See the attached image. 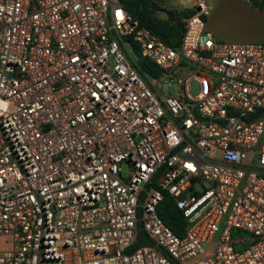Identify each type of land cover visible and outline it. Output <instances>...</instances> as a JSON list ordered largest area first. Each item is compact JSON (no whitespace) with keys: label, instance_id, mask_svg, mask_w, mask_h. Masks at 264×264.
Instances as JSON below:
<instances>
[{"label":"built area","instance_id":"built-area-1","mask_svg":"<svg viewBox=\"0 0 264 264\" xmlns=\"http://www.w3.org/2000/svg\"><path fill=\"white\" fill-rule=\"evenodd\" d=\"M126 1L0 0V264H264V42Z\"/></svg>","mask_w":264,"mask_h":264},{"label":"rangeland","instance_id":"rangeland-1","mask_svg":"<svg viewBox=\"0 0 264 264\" xmlns=\"http://www.w3.org/2000/svg\"><path fill=\"white\" fill-rule=\"evenodd\" d=\"M157 5L155 14L164 18L168 16V10L174 11V17L184 24V19L188 16L175 9H189L192 0H154ZM213 10L210 14V27L219 35V39L224 42H264V30L262 20L255 12L252 2L246 0H212ZM182 10V11H184ZM182 13V14H181ZM179 17H176L178 16ZM171 93L177 91L175 85H171ZM196 86L193 84V91ZM234 236L241 233L235 230ZM10 238H0V246L9 247ZM240 247V246H238Z\"/></svg>","mask_w":264,"mask_h":264},{"label":"trees","instance_id":"trees-1","mask_svg":"<svg viewBox=\"0 0 264 264\" xmlns=\"http://www.w3.org/2000/svg\"><path fill=\"white\" fill-rule=\"evenodd\" d=\"M253 4H259L260 0H249ZM264 4L263 1H261ZM126 9L138 18L141 25L149 28L152 32L161 36L170 44H178L184 31V24L175 19L174 11L168 10L170 17H158L155 12L158 8L154 0H128L125 3ZM185 15L191 12L182 11ZM181 13V14H182ZM176 17H179L176 16ZM148 66L146 62H142ZM143 66V67H144ZM145 68V67H144ZM150 68V67H147ZM157 212L163 222L177 235H182L184 231L185 220L181 211L176 207L174 198L164 193L162 201L159 203Z\"/></svg>","mask_w":264,"mask_h":264},{"label":"crops","instance_id":"crops-1","mask_svg":"<svg viewBox=\"0 0 264 264\" xmlns=\"http://www.w3.org/2000/svg\"><path fill=\"white\" fill-rule=\"evenodd\" d=\"M208 2H209V4L211 5V11H210V14H211V12H212V10H213V3H212V0H208ZM247 2V1H246ZM260 3L259 4H253L254 6V9H255V12L258 14V16H259V18L262 20V22H263V24H262V29L264 30V4H262V2L261 1H259ZM249 3V2H248ZM251 3V2H250ZM194 4H195V0H192V3H191V5H190V7H189V9H187V10H184V9H182V7H179V8H176L175 10L176 11H178V10H180V11H178V12H182V10H184V11H187V12H193V10H194ZM210 14L207 16V18H206V26H207V29H209L211 32H213L214 33V35L219 39L220 37H219V35H217L215 32H214V30L212 29V27H210ZM212 15V14H211ZM239 43H243V42H240L239 41Z\"/></svg>","mask_w":264,"mask_h":264},{"label":"water","instance_id":"water-1","mask_svg":"<svg viewBox=\"0 0 264 264\" xmlns=\"http://www.w3.org/2000/svg\"><path fill=\"white\" fill-rule=\"evenodd\" d=\"M168 17H170V15H168Z\"/></svg>","mask_w":264,"mask_h":264}]
</instances>
